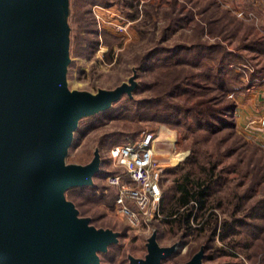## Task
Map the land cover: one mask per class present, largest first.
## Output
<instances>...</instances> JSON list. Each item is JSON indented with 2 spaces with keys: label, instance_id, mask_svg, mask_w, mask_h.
<instances>
[{
  "label": "rangeland",
  "instance_id": "374dc122",
  "mask_svg": "<svg viewBox=\"0 0 264 264\" xmlns=\"http://www.w3.org/2000/svg\"><path fill=\"white\" fill-rule=\"evenodd\" d=\"M102 1L100 4H85L79 7L78 0H71L69 20L66 14L63 16V24L68 25L70 21L72 25V34L70 35V30L67 34L68 61L64 71L65 87L69 92L95 93L99 88H113L121 82L130 84V76L134 75L133 68L138 57L164 38L162 43L172 46L179 42L189 43L198 36L208 43H221L243 55L242 64L237 65L239 70L242 67L244 70L252 69L256 64L264 65L263 54L248 51L245 47L249 39L257 38L259 32H264L263 0L255 3L245 0ZM151 70L142 74L144 81L153 82L155 74L152 75ZM164 74H159L160 77L156 78H161ZM135 81L140 82L139 78H135ZM255 86L256 84L250 88ZM135 94V98H139L151 95V91L143 89ZM179 99L182 100L183 97ZM141 107L134 101L127 100L126 95H122L121 99L113 104L114 112L111 115H103L95 120L83 118L63 157L65 164H82L93 156L95 150L101 149L103 162L101 161L93 179L99 185L97 190L80 189L90 194L81 193L82 196H74L77 192L74 189L64 192L65 197L67 195L74 201L78 216L89 218V225L108 228L121 234L117 243L109 245L106 252L98 253L99 264H130L132 258L144 259L148 238L158 219L164 217V213L159 209L161 217L157 216L148 222L142 220L139 225L131 226L124 216L116 211L115 189L104 181L105 175L116 168L111 166L109 147L119 143L120 136L124 137L123 135L151 132L157 137L160 144L154 149V155L166 166L160 180L161 196L171 195L178 184L183 182L185 171L192 168L189 160L193 139L191 134H184L180 127L145 118L139 110ZM239 129L234 126L233 135L228 140L215 138L198 146L200 150L213 154L209 157H206L208 155L205 156L204 152L199 154V164H206L208 158L210 163L216 162L215 173L220 170L225 180L214 189L212 195H208L209 207L204 211H196V216L191 219L193 228L198 229L202 224L203 228L196 236L187 239V253L184 254L186 246L182 247L160 264H176L187 259L203 239L208 238L215 224V220L209 216L211 211L218 220H229L232 215L239 216L244 213L235 208L236 200L241 196L249 192V196L245 195L248 198L244 200L247 207L264 198V146L246 137ZM239 138L250 146L244 145ZM219 141L218 150L222 153L216 155L214 149ZM228 149L234 151L226 155ZM192 169L197 171L196 167ZM190 175L189 178L196 177L193 173ZM251 180L254 181V188L253 191H248L252 185ZM112 199L113 205L109 206ZM211 206L213 207L210 208ZM159 228L163 233L158 241L160 244H170L175 240L174 236L169 235L165 225L161 224ZM247 228L239 226L225 234L222 227H217L203 263L264 264V231L254 232ZM231 240H240L243 243L239 247L238 244L232 245Z\"/></svg>",
  "mask_w": 264,
  "mask_h": 264
},
{
  "label": "water",
  "instance_id": "95a60500",
  "mask_svg": "<svg viewBox=\"0 0 264 264\" xmlns=\"http://www.w3.org/2000/svg\"><path fill=\"white\" fill-rule=\"evenodd\" d=\"M68 0H0V264H97L118 232L78 216L64 192L93 183L98 151L85 163L65 164L78 120L106 109L121 82L95 93L67 91ZM176 249L161 246L153 230L144 259L160 264ZM201 248L180 264H205Z\"/></svg>",
  "mask_w": 264,
  "mask_h": 264
},
{
  "label": "trees",
  "instance_id": "16d2710c",
  "mask_svg": "<svg viewBox=\"0 0 264 264\" xmlns=\"http://www.w3.org/2000/svg\"><path fill=\"white\" fill-rule=\"evenodd\" d=\"M70 1L71 0L68 1V20L70 18ZM78 1L79 7H83L85 4L91 6L95 3H103L102 0ZM84 11L86 10L84 9ZM69 30L71 35L72 25L70 21ZM164 40L165 38L162 41ZM162 41L160 40L158 44L153 45L138 57V61H136L133 69L135 70L136 78H139L140 82L137 83L130 94L123 92L122 95H126L127 100L131 102L134 101L135 104L141 105L142 107L139 108V110L142 111L141 114L145 118L147 117L151 120L167 123L170 126L180 127L184 134H191L193 138L190 146L191 155L189 160L191 162L190 164H192V168L196 167L197 171L192 168L186 170L183 175L184 180L178 184L176 187L177 189L174 190L171 195H167L166 197L165 195L161 196L159 209L164 213V217L158 219V223L153 229L156 231L157 241H159V238L163 235L162 230L159 228L161 224L166 226L170 236H174L175 240L170 244L162 245L158 242L161 246L176 244V249L165 258L167 259L172 257L182 247H185L189 237L196 236L198 232L200 233L203 224L199 226L198 229L193 228L191 219L196 216V211L198 212L202 209L204 211L209 207L207 204L208 195H212L214 189L220 186L225 180L220 170L215 173L214 166L216 162L210 163L208 158L206 164H199L200 162L197 159L199 154L204 152L205 156L208 155L206 157L213 154L207 152V150H200L198 146L201 143L211 142V140L215 138L228 140V138L232 137L233 128L235 126L234 112L237 105L236 98L246 90L249 85L248 80L261 75L264 71V65L258 66L255 63L256 65H253L252 69L248 68L244 70L242 67V69L239 70L237 69V65L239 66L242 64L243 55L233 49L226 48L221 43H208L199 36L197 38L194 37V40H191L189 43L179 42L175 43L173 46L169 43L163 44ZM245 47L248 51L252 50L264 55V32H259L257 38L249 39ZM147 70H151L153 73L152 75L155 74L153 77L154 79L152 78V83L144 81L145 77H142V74ZM159 74L164 75L161 78H156L157 76L160 77ZM143 89L148 92L151 91V95H143L142 97L135 98V92H141ZM122 95L114 101L110 107L94 114L80 117L78 126L83 118L95 120L103 115H111V113L114 112L112 108L113 104L119 101ZM179 97H183V99L180 100ZM78 126L76 129H78ZM123 136L124 137L120 136L121 139L119 143L133 142L138 138L139 134L136 133ZM239 139L241 142L243 141L244 145H249L241 138ZM114 144H118V142ZM219 144L220 141L217 142L215 146L216 149H214L216 150V155L222 153V151L220 152L218 150ZM100 150V148L97 149L102 161L103 157ZM232 151L234 150L228 149L225 153L229 155ZM93 156L87 162H89ZM215 160L216 158L214 157V161ZM208 163L210 164L208 165ZM109 173L123 174L120 168H113ZM192 173L196 176L195 178H189ZM250 183L252 187L250 186L248 191H251L250 189L253 191L254 181L251 180ZM97 187H99V185L93 180L92 184L73 186L67 190L74 189L77 191L74 193V196L75 194L82 196L85 192H82L80 189L97 190ZM83 195L90 194L85 193ZM245 195L236 200V210L240 209L244 212L239 216L232 215L229 220H218L215 213L211 211L209 216L210 218L212 217L211 219H213V221L215 220V224L208 238H204L203 242L197 249L190 253L187 259L179 261L176 264L186 262L201 248L203 249L202 260H204L206 258V250L216 234L217 227H222L223 233L225 234L239 226L243 228L248 227L247 229L253 231H264V198L256 200L247 207V203H245L244 200L248 197ZM66 199L72 201L74 204V201L68 198L67 195ZM110 205H113V199L109 206ZM212 207L213 206L210 208ZM156 217L157 216L154 218ZM120 236L121 234L118 235L117 239H119ZM236 240H231V244H238V246L241 247V243L243 242ZM117 241L118 240L109 245L115 244ZM244 243L247 244V242ZM187 246L184 254L187 253ZM106 251L107 250L99 253H104ZM129 263L134 264L131 261H129ZM97 264H99V262Z\"/></svg>",
  "mask_w": 264,
  "mask_h": 264
},
{
  "label": "built area",
  "instance_id": "2783aa9c",
  "mask_svg": "<svg viewBox=\"0 0 264 264\" xmlns=\"http://www.w3.org/2000/svg\"><path fill=\"white\" fill-rule=\"evenodd\" d=\"M157 139L151 132H143L133 142L108 149L111 166L121 168L124 175L108 173L104 181L115 189L114 208L131 226L160 216V180L166 166L154 155L160 144Z\"/></svg>",
  "mask_w": 264,
  "mask_h": 264
},
{
  "label": "crops",
  "instance_id": "0c3cea01",
  "mask_svg": "<svg viewBox=\"0 0 264 264\" xmlns=\"http://www.w3.org/2000/svg\"><path fill=\"white\" fill-rule=\"evenodd\" d=\"M258 2L259 0H245ZM246 90L237 96L234 112L235 126L248 138L264 146V71L248 80ZM256 84L252 89L250 86Z\"/></svg>",
  "mask_w": 264,
  "mask_h": 264
}]
</instances>
